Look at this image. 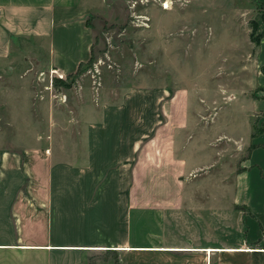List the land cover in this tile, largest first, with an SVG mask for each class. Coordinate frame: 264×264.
Instances as JSON below:
<instances>
[{
  "label": "rangeland",
  "instance_id": "rangeland-1",
  "mask_svg": "<svg viewBox=\"0 0 264 264\" xmlns=\"http://www.w3.org/2000/svg\"><path fill=\"white\" fill-rule=\"evenodd\" d=\"M86 23L93 33L89 60L71 75L54 76L40 46L22 39L0 63V239L47 234L46 208L37 206L49 197L63 202L74 185L65 167L130 154V179L118 182L133 193L120 197L136 207L137 240L152 232L166 245L264 249V222L234 202L233 179L250 149L248 136L264 142V0H93ZM32 47L39 49L34 55ZM180 86L199 106L200 165L186 178L169 160V133L158 131L159 88L172 93ZM256 153L253 162L264 166L263 152ZM48 161L55 166L50 183ZM257 172L251 167L244 177L261 191ZM161 253L99 263L264 264V252Z\"/></svg>",
  "mask_w": 264,
  "mask_h": 264
},
{
  "label": "crops",
  "instance_id": "crops-1",
  "mask_svg": "<svg viewBox=\"0 0 264 264\" xmlns=\"http://www.w3.org/2000/svg\"><path fill=\"white\" fill-rule=\"evenodd\" d=\"M92 1L0 0V63L8 62L13 42L22 39L40 46V50L45 54V66L54 76L64 77L73 74L79 65L89 60L93 33L86 19L90 14ZM64 46L68 47L63 48ZM76 47L79 49V56L74 55ZM68 48H73L72 56L67 54ZM38 50L32 47L28 52L34 55ZM177 88L172 93H169L166 87L159 88L161 119L158 131L161 136L169 133L173 150L169 160L177 163L178 167L175 169L186 178L192 176L200 165V161L197 160L200 156V139L199 134H194L199 106L198 99L193 100L189 92L181 86ZM149 93L148 91L146 94ZM247 117L248 115L245 121L249 131L251 127ZM155 131L157 132V129ZM261 138L260 142L258 137L248 136L247 144L244 146H250V149L233 179L234 194L238 196L234 202L244 206L256 221L263 224L264 189L261 191L253 189L248 175L244 177L247 169L256 167L258 172L255 181L257 186L264 187V166L252 160L253 155L258 154L256 152L264 154V142ZM114 144L118 147L129 145L119 140ZM131 145L134 153L135 142ZM1 153L3 152H0V162L3 159ZM261 160L264 162V158L261 157L259 161ZM38 162L44 165V159ZM82 162L84 163L80 169L64 168V174L72 179L74 185L69 187L70 190L65 188L67 193H64L66 197L63 202L58 198L50 200L49 197L47 203H39L37 206L46 208L44 212L47 213V234L31 238L16 236L15 242L8 244L0 239V264H9V255H15L18 264H98L109 256L128 258L135 252L150 254L204 252L209 256L213 252H264V249L166 245L161 238L153 239L152 232L139 241L135 229L136 207L130 200L126 198L122 200L120 197V194L130 197L133 193L130 192L128 183L127 187H121L118 182L121 178L130 179L128 172L132 162L130 154L121 159L116 156L98 158L95 155L85 158ZM107 163L110 165L104 166ZM24 164L26 162H23ZM48 164L45 174L47 182L50 183L52 176L54 177L55 166L54 162L48 161ZM166 169L172 174L170 166ZM130 170L134 171V168ZM36 208L33 211H41ZM177 209L179 205L175 210ZM169 210L172 208H163L162 212L168 213ZM255 227L258 228V225L255 224ZM157 243L161 245L157 246Z\"/></svg>",
  "mask_w": 264,
  "mask_h": 264
}]
</instances>
